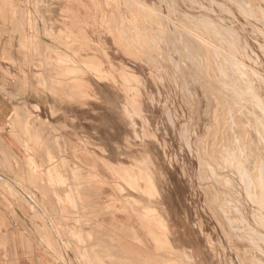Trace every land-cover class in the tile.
<instances>
[{"label": "rangeland", "instance_id": "1", "mask_svg": "<svg viewBox=\"0 0 264 264\" xmlns=\"http://www.w3.org/2000/svg\"><path fill=\"white\" fill-rule=\"evenodd\" d=\"M127 1L0 0V20L19 24L28 56L26 67L6 62L22 74L14 80L35 92L31 101L20 99L6 129L25 156L0 139V184H18L33 199L24 201L31 231L64 264H264L255 233L264 234V211L247 198L228 149L240 156L242 135L255 174L264 159L259 122L240 114L212 56L174 26L204 16L237 43L227 33L233 30L245 63L264 76V23L233 0H144L169 19L160 30ZM254 2L264 8V0ZM251 77L257 91L244 103L264 126L252 98H264V83ZM40 100L46 109L36 106Z\"/></svg>", "mask_w": 264, "mask_h": 264}, {"label": "bare ground", "instance_id": "2", "mask_svg": "<svg viewBox=\"0 0 264 264\" xmlns=\"http://www.w3.org/2000/svg\"><path fill=\"white\" fill-rule=\"evenodd\" d=\"M125 1V0H124ZM127 1V0H126ZM166 1V0H165ZM192 1V0H191ZM235 1V3L237 4L239 10H242L245 14H247L248 16H253L255 19L257 20H260L261 22L264 23V8H261V6H258L256 5V3L254 2V0H233ZM256 1V0H255ZM129 6H130V3L129 1H127ZM125 2V5H127ZM132 2V1H131ZM133 4H135V7H139V13L142 12V14L140 15L139 13L137 14V10H136V14L138 16H143L142 18L144 19L145 21V24L146 25H158L159 26V29L161 30V27L163 25H165V23H168V20L169 19H166L164 17H162L161 15H159L155 10H153L151 7L148 6V4L144 1V0H133ZM173 2V1H172ZM194 2V1H193ZM259 2V1H258ZM102 3V2H101ZM106 3V2H105ZM168 3V2H167ZM107 4V3H106ZM132 4V5H133ZM170 4V3H169ZM174 4H175V1H174ZM110 6V5H109ZM128 6V7H129ZM172 6V5H171ZM174 6V5H173ZM134 6L131 7V8H135ZM130 8V7H129ZM136 8V9H137ZM106 9V8H105ZM172 9V8H171ZM221 9V8H220ZM226 9V8H225ZM141 10V12H140ZM112 11V10H111ZM114 11V10H113ZM135 11V10H134ZM223 11H225L223 9ZM65 12V11H64ZM177 12V10H176ZM114 13V12H113ZM134 13V14H135ZM175 13V12H174ZM135 14V15H136ZM181 14V13H180ZM184 13H182L183 15ZM134 15V16H135ZM136 15V16H137ZM177 16H179L178 14H176ZM117 16V15H116ZM133 16V15H131ZM185 16V15H183ZM108 17V16H107ZM118 17V16H117ZM128 17V16H127ZM130 17V16H129ZM187 17V16H186ZM131 18V17H130ZM134 18V17H133ZM184 18V17H183ZM211 18V16H210ZM137 19V18H136ZM186 19V18H185ZM184 19V21H185ZM138 20V19H137ZM135 20V21H137ZM140 20V19H139ZM171 20V19H170ZM183 20V19H182ZM189 20V21H188ZM110 21V20H109ZM108 21V22H109ZM134 21V22H135ZM141 21V20H140ZM183 21V22H184ZM188 21L187 23H183V25H177L174 23V26H175V29H176V32L181 34L180 36H182V34H187L188 36L191 37V39L194 41L195 45L197 44L198 45V48L200 50V53L201 52H204V54L206 55H211L213 59V64L215 66V68L218 70V71H221L220 73H222L224 76L226 77H222V79L220 80V83L224 86V88L226 89H231L232 92H234L233 94H235V97L236 99H238V102H236V106L239 107V112L242 116H244L245 118H254L256 119L259 123V126H257V131L258 133L260 134V138L263 140L264 142V126L262 125V123H260V120H259V116H256L255 113L253 111H251L250 109H248L247 105L244 103L245 101L249 100V93L250 91H254L256 92L257 89H256V85H254V80L252 79L251 77V73L257 77H259L260 81H262V83H264V76L263 75H260L257 71H255L254 69L252 68H249L248 65L245 63V59L249 58L248 54L246 53V51L241 47V45L239 44V38H238V34H236L233 30H228L225 31L227 33H231V37L235 38V40H237V43H235L236 41H233V40H228L227 39V36L226 34H220V30L219 28H217L216 26H214V23L212 21H210V19H208L207 17H204V16H201V17H193V16H190V17H187V20ZM118 22V21H117ZM138 22H136V25L135 23L134 26H135V30L138 28L137 25H138ZM217 22V21H216ZM112 23V22H111ZM63 24V23H62ZM140 24V23H139ZM171 24V23H170ZM113 25V24H112ZM125 26V25H124ZM157 26V27H158ZM168 26V25H167ZM137 27V28H136ZM150 27V26H148ZM166 27V26H164ZM169 27V26H168ZM116 28V27H115ZM172 28V26H171ZM113 29V28H112ZM134 29V28H133ZM142 29V28H141ZM151 30V28H149ZM148 29V31H150ZM163 29V28H162ZM234 29V28H233ZM131 30V29H130ZM168 30V29H167ZM66 31V30H65ZM134 31V30H132ZM142 31V30H141ZM166 31V29H165ZM237 31V30H236ZM114 32V31H113ZM136 32V31H134ZM138 32L139 31V28H138ZM147 32V31H146ZM160 32V31H159ZM145 33V32H144ZM163 33V31H162ZM239 33V32H238ZM136 34V33H135ZM142 34V33H140ZM146 34V33H145ZM161 34V32H160ZM139 35V34H138ZM149 36V32L147 34ZM151 35V33H150ZM130 36V34H129ZM137 36V35H136ZM164 36V35H163ZM135 37V36H134ZM133 38V37H132ZM141 38V37H140ZM140 38H134V39H140ZM191 41V40H190ZM141 44L144 45V42L145 40L141 39ZM147 42V41H146ZM145 42V44H147ZM156 42V41H155ZM193 43V42H192ZM169 44V43H168ZM176 44V43H175ZM188 44V43H187ZM142 48V47H141ZM191 48V47H190ZM195 48V47H194ZM186 50V49H185ZM174 51V50H173ZM193 51V50H192ZM144 52V50L142 51ZM145 53V52H144ZM185 53V52H184ZM66 54V53H65ZM173 54V53H172ZM204 54L202 55L203 59H201V61L203 60V62L205 61L206 57L204 56ZM160 57V56H159ZM195 58V57H194ZM198 58V57H197ZM210 58V57H209ZM150 60V59H149ZM201 63L202 66H207V64L205 65V63ZM198 64V63H197ZM260 64V63H259ZM62 65V64H61ZM203 66V67H204ZM94 67H97L95 64H94ZM202 67V68H203ZM256 68V67H254ZM261 68V66H260ZM62 70V69H61ZM231 71V75H233V72L234 73H242L243 75L247 76L246 78H237L236 80L233 79V77L230 76V72ZM67 72V70H66ZM229 72V73H228ZM125 73V72H124ZM177 74V73H176ZM175 74V75H176ZM65 75V73H64ZM63 75V76H64ZM68 75V74H67ZM132 75V74H131ZM216 75V74H215ZM129 76H127V82L130 83V81H132V79H129ZM234 76V75H233ZM240 76V75H239ZM132 77V76H131ZM130 77V78H131ZM184 77V76H183ZM242 77V76H241ZM134 78V76H133ZM136 78V76H135ZM139 78V77H137ZM235 78V76H234ZM66 79V78H65ZM258 79V80H259ZM105 80V79H104ZM136 80V79H135ZM244 80H246L247 82L245 83ZM261 84V83H260ZM248 86V89L247 91L244 90V88L242 89L241 87L242 86ZM262 85V84H261ZM259 86V85H258ZM261 87V86H260ZM259 87V88H260ZM263 88H264V85H263ZM263 91V90H262ZM259 92V91H258ZM230 93V92H229ZM227 93V94H229ZM231 94V93H230ZM232 94V95H233ZM263 94V92H262ZM254 98L258 103H259V107L262 108L263 110V114H264V98L262 95H255L253 94ZM250 103V101H249ZM257 103V104H258ZM257 106V105H256ZM258 107V106H257ZM225 112V111H224ZM227 112V111H226ZM261 116V115H260ZM233 119V118H232ZM231 119V120H232ZM255 121V120H254ZM237 124V123H236ZM240 125V123H238ZM257 124V125H258ZM242 134V132L240 133ZM261 140V141H262ZM238 144V149L240 150V156L238 155V153H236V150H233L232 148H228L229 151H230V155H232V159H234V161L238 164V171L237 172H240V178L242 177V181L243 183L245 184V192H247V198H251L253 200V203H256V204H259V206L263 209L262 212L264 211V159L261 158L260 160V163L259 165L257 166L256 168V173L253 174L251 169L249 167H247L248 164H250V160L249 162L247 161V158L243 157L244 155V151L246 149H248L246 142L244 141V138L242 137V135H240L238 138H237V142ZM231 149V150H230ZM229 153H227V156H228ZM229 159V158H228ZM231 159V158H230ZM231 159V160H232ZM224 161V160H223ZM230 161V160H229ZM226 162V161H225ZM232 162V161H231ZM228 163V161H227ZM256 165V164H255ZM237 166V165H236ZM140 171V170H139ZM148 172V175H149V171ZM151 173V171H150ZM129 175V174H128ZM216 176V175H215ZM218 176V175H217ZM149 179H150V185H152V190H155L157 192V187H156V182H155V179L154 176L151 174L148 176ZM218 176V179H220L221 177L223 178V176ZM228 177V176H227ZM216 178V177H215ZM221 178V179H222ZM224 179V178H223ZM222 179V180H223ZM228 179V178H227ZM231 179V178H230ZM226 181V179H224ZM232 180V179H231ZM216 181H218L216 179ZM228 182H230L229 180H227ZM233 181V180H232ZM149 182V180H148ZM220 182V181H219ZM228 182H225V184H230ZM222 184H224V181L221 182ZM241 183V184H243ZM233 184V183H232ZM239 184V183H238ZM244 186V185H243ZM154 188V189H153ZM251 201V200H250ZM259 207V208H260ZM143 208V207H142ZM147 209V212L148 213H151L152 216L154 215H157L159 218H158V223L160 224V226H162L161 228H163L164 230H166L167 232H169V226H168V223L167 221L161 216L160 212L154 208V207H148L146 208ZM140 212V211H139ZM223 212V210H222ZM259 214V213H258ZM264 214V213H263ZM142 215H144L142 213ZM262 216V215H261ZM150 217V216H149ZM148 217V218H149ZM157 220V219H156ZM263 220V219H262ZM146 222V221H145ZM232 222V221H231ZM230 222V223H231ZM244 222V221H243ZM241 223V222H240ZM246 223V222H244ZM248 223V222H247ZM246 223V224H247ZM261 223V222H260ZM251 224V223H250ZM232 225V224H230ZM242 225V224H241ZM248 225V224H247ZM262 225H263V229H264V222H262ZM261 225V227H262ZM249 227V226H248ZM255 228V227H254ZM237 229V228H236ZM256 229V228H255ZM164 231V232H166ZM250 231V229L248 230ZM163 233V232H162ZM256 233V236L258 237L257 239L262 243L264 242V234L261 233V232H257V230L255 231ZM166 236V235H164ZM155 237V235H154ZM154 240V239H153ZM250 241H253V239H250ZM249 241V242H250ZM136 242V241H135ZM166 244L168 247H170V241H169V238L166 237V240H165ZM254 243V241H253ZM156 244V243H155ZM253 245V244H252ZM257 246V244H256ZM171 249V247H170ZM169 250V248H168ZM167 250V252H168ZM173 251V250H172ZM170 251V252H172ZM260 251L264 254V251L260 248ZM163 253V252H162ZM176 253V252H175ZM180 253V252H178ZM184 253V252H183ZM183 253H180V254H183ZM188 253V252H187ZM168 255V254H167ZM171 255V254H170ZM169 255V256H170ZM176 255V254H175ZM186 255V254H184ZM166 256V254H165ZM183 256V255H182ZM189 256V255H188ZM168 257V256H167ZM186 257V256H185ZM191 257V256H189ZM179 259V258H178ZM188 259V258H186ZM192 259V258H190ZM138 260V259H137ZM195 260V259H194ZM141 261V260H140ZM147 261V260H146ZM166 261V260H165ZM168 261H169V257H168ZM164 262V261H162ZM167 262V261H166ZM193 262V261H192ZM197 262V261H196ZM142 263V262H141ZM173 263V262H172ZM171 263V264H172ZM263 262H260V264H262ZM164 264V263H163ZM167 264H169L167 262ZM174 264V263H173ZM194 264V263H193Z\"/></svg>", "mask_w": 264, "mask_h": 264}, {"label": "crops", "instance_id": "3", "mask_svg": "<svg viewBox=\"0 0 264 264\" xmlns=\"http://www.w3.org/2000/svg\"><path fill=\"white\" fill-rule=\"evenodd\" d=\"M18 28L16 22L0 20V139L15 155L24 157L23 148L6 130L16 108L21 106L20 99L31 101L35 93L14 80V76L20 78L22 74L6 62L9 59L21 68L26 67L28 56L20 44L23 35ZM35 104L40 109H46L49 105L46 100L36 101ZM1 172L4 171L0 169ZM10 183L0 184V264H64L58 259L53 260L47 254L46 246H41L31 231L29 219L32 213L25 202L33 199H28L18 184ZM33 193L38 196L36 192Z\"/></svg>", "mask_w": 264, "mask_h": 264}]
</instances>
